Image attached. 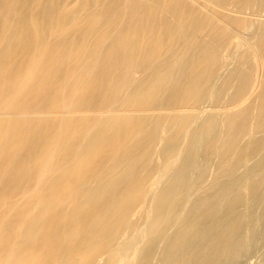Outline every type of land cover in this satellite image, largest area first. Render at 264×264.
Returning <instances> with one entry per match:
<instances>
[{"label": "bare ground", "instance_id": "1", "mask_svg": "<svg viewBox=\"0 0 264 264\" xmlns=\"http://www.w3.org/2000/svg\"><path fill=\"white\" fill-rule=\"evenodd\" d=\"M254 255L264 0H0V264Z\"/></svg>", "mask_w": 264, "mask_h": 264}, {"label": "rangeland", "instance_id": "2", "mask_svg": "<svg viewBox=\"0 0 264 264\" xmlns=\"http://www.w3.org/2000/svg\"><path fill=\"white\" fill-rule=\"evenodd\" d=\"M254 262L257 263V264L261 263L260 260L255 255L253 256V259H252L251 263L255 264Z\"/></svg>", "mask_w": 264, "mask_h": 264}]
</instances>
